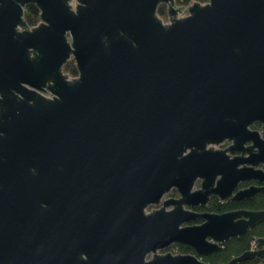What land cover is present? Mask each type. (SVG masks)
<instances>
[{
	"label": "water",
	"instance_id": "1",
	"mask_svg": "<svg viewBox=\"0 0 264 264\" xmlns=\"http://www.w3.org/2000/svg\"><path fill=\"white\" fill-rule=\"evenodd\" d=\"M257 192L264 0H0V264H208L264 209H195Z\"/></svg>",
	"mask_w": 264,
	"mask_h": 264
},
{
	"label": "trees",
	"instance_id": "2",
	"mask_svg": "<svg viewBox=\"0 0 264 264\" xmlns=\"http://www.w3.org/2000/svg\"><path fill=\"white\" fill-rule=\"evenodd\" d=\"M191 1H199L201 3L208 0H175L176 5H188ZM158 15L165 20L167 18L166 5L160 4L157 8ZM24 18L30 25H36L39 22V10L33 4H28L24 9ZM63 71L70 76L77 75V69L73 59H70L64 66ZM258 126V125H256ZM246 208V209H264V193L258 192L253 197L238 201L220 202L216 198H212L206 210L216 213H222L228 210ZM264 237V222L257 224L255 227L249 229L246 233L232 237L226 241L222 250L212 253L209 256L203 257V260L208 264H225L231 258L242 254L251 248L253 241L256 238ZM175 248L181 253H190L192 249L187 245H176ZM259 259H253L246 264H257ZM235 264H244L238 262Z\"/></svg>",
	"mask_w": 264,
	"mask_h": 264
},
{
	"label": "flooded vegetation",
	"instance_id": "3",
	"mask_svg": "<svg viewBox=\"0 0 264 264\" xmlns=\"http://www.w3.org/2000/svg\"><path fill=\"white\" fill-rule=\"evenodd\" d=\"M205 3V2H204ZM184 6H187V5H184ZM184 13L186 12V11H183ZM256 125H258V126H256ZM251 128L252 129H261V126H260V124L259 123H254L252 126H251ZM226 146H228V142H224L222 145H220V147L219 148H225ZM250 184H257L256 182H254V181H250V182H243V183H241L239 186H238V188H241V187H247L248 185H250ZM194 188H199V181H196L195 182V184H194ZM237 188V189H238ZM258 193V192H257ZM256 194V193H255ZM254 194V195H255ZM253 195V196H254ZM252 196V197H253ZM168 198H173V199H178L179 198V193H178V191L176 190V188H174V187H172L168 192H166L165 194H163L162 196H161V198L159 199V202L157 203V204H147V206H145V208H144V212L145 213H151L152 212V210H158V209H160V207L161 206H163V201L164 200H166V199H168ZM212 198H216L218 201H220V202H227V201H237V200H229V198H227L226 200H224V201H221V200H219L216 196H211L210 197V199H209V201H208V204H209V202L211 201V199ZM208 204H207V206H208ZM207 206L206 207H197L195 210H197V211H200V212H202V211H208V210H206V208H207ZM173 208V205H165L164 206V210L165 211H169L170 209H172ZM238 209H240V208H238ZM234 210V209H233ZM229 211V210H228ZM209 212H211V211H209ZM200 222V221H199ZM176 245H180L179 243H174V244H172L171 246H168V247H165V248H163V249H157L156 250V254H159V255H163V254H166V253H168V252H171V253H181V252H178L177 251V249L175 248V246ZM181 245H184V244H181ZM253 245V244H252ZM191 248V247H190ZM251 248H252V246H251ZM250 248V249H251ZM255 249H259L260 247L259 246H255L254 247ZM192 249V248H191ZM249 250V249H248ZM192 252H193V250H192ZM192 252H190V253H192ZM153 254H154V252L153 251H149V252H146L145 253V255H144V261H149V260H151L152 259V257H153ZM253 259H259L258 260V262L259 261H261V258H259V257H256V258H253ZM253 259H251V260H253ZM251 260H246V261H244V262H242V263H244V264H246L248 261H251Z\"/></svg>",
	"mask_w": 264,
	"mask_h": 264
},
{
	"label": "rangeland",
	"instance_id": "4",
	"mask_svg": "<svg viewBox=\"0 0 264 264\" xmlns=\"http://www.w3.org/2000/svg\"><path fill=\"white\" fill-rule=\"evenodd\" d=\"M186 13V12H185ZM184 12H182L181 14H179V15H184L185 14ZM167 18H168V16H167ZM167 18L164 20L165 22L167 21Z\"/></svg>",
	"mask_w": 264,
	"mask_h": 264
}]
</instances>
